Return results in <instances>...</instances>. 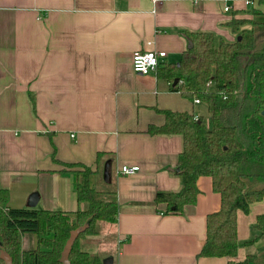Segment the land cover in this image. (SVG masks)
<instances>
[{
    "label": "crops",
    "instance_id": "1",
    "mask_svg": "<svg viewBox=\"0 0 264 264\" xmlns=\"http://www.w3.org/2000/svg\"><path fill=\"white\" fill-rule=\"evenodd\" d=\"M254 10L264 12V0H0V189L8 207L82 209L75 195L82 168L66 166L80 164L93 170V188L105 176L103 190L95 189L112 191L118 202L116 222H101L97 235L80 240L103 264L245 260L258 247L245 242L256 234L264 200L238 211L235 258L199 256L207 216L221 209L211 177L198 179L197 203L180 214L155 201L181 189L183 138L149 127L164 125L165 111L198 115L202 104L157 73H135L132 62L137 51L163 50L160 68L179 64L189 32L234 42L228 23L252 19ZM123 166L139 171L124 175ZM22 246L36 248L37 237L24 234Z\"/></svg>",
    "mask_w": 264,
    "mask_h": 264
},
{
    "label": "trees",
    "instance_id": "2",
    "mask_svg": "<svg viewBox=\"0 0 264 264\" xmlns=\"http://www.w3.org/2000/svg\"><path fill=\"white\" fill-rule=\"evenodd\" d=\"M252 19H233L228 26L238 34L227 42L213 33L189 32L193 42L179 64H168L157 74L177 90L207 108L202 113L165 111V124L150 126V134L180 135L178 192H159L157 203H166L168 213L180 214L195 205L199 178H212L213 190L221 195V209L207 216V238L200 257L235 258L238 253L239 210L248 213L251 204L264 200V12L254 10ZM100 157V155H98ZM76 171V202L84 208L73 212L8 207L7 190L0 189V253L13 264H62V251L71 232L88 227L76 239L71 264H103L101 258L83 251L80 240L97 235L101 222L113 224L118 214L116 194L91 185L93 170L80 164ZM67 172V171H63ZM256 234L245 242L253 247L243 261L229 264H264V214L253 227ZM33 234L37 246L25 250L22 236ZM0 264H4L0 258Z\"/></svg>",
    "mask_w": 264,
    "mask_h": 264
},
{
    "label": "built area",
    "instance_id": "3",
    "mask_svg": "<svg viewBox=\"0 0 264 264\" xmlns=\"http://www.w3.org/2000/svg\"><path fill=\"white\" fill-rule=\"evenodd\" d=\"M155 5H158L162 0H152ZM202 0H193V3H198ZM251 0H247V4H250ZM230 7L225 8V11H229ZM167 52L163 50H145L137 51L133 55V71L140 75H149L157 73L160 67L165 63ZM195 104H201L199 99L195 100ZM139 171L138 166H123L121 173L124 175H132Z\"/></svg>",
    "mask_w": 264,
    "mask_h": 264
},
{
    "label": "water",
    "instance_id": "4",
    "mask_svg": "<svg viewBox=\"0 0 264 264\" xmlns=\"http://www.w3.org/2000/svg\"><path fill=\"white\" fill-rule=\"evenodd\" d=\"M184 37L188 41V49L189 50L192 49L193 42H192L191 38L188 37L186 34L184 35ZM177 81L178 80L175 81V84L177 83ZM176 171L179 172L180 168H177ZM32 206H35V203ZM87 227H88V225H85L82 228L74 230V231L71 232V236L68 239V241H67V243H66V245L64 247V250L62 251V254H61L60 261H61L62 264H71V261H70L69 257H70V253H71L72 247H73L76 239L80 235V233L83 232ZM0 258L3 260L4 264H13L12 257L9 254H6L4 251H1ZM104 264H106V263L104 262Z\"/></svg>",
    "mask_w": 264,
    "mask_h": 264
},
{
    "label": "rangeland",
    "instance_id": "5",
    "mask_svg": "<svg viewBox=\"0 0 264 264\" xmlns=\"http://www.w3.org/2000/svg\"><path fill=\"white\" fill-rule=\"evenodd\" d=\"M197 109H200V111H201V113L204 115V118L206 119V121H208V116H209V114H208V112H207V108L204 106V105H198V107H197ZM104 178V180H105V176H103ZM101 180H100V185H99V187H96L95 186V188H102V190H103V185H104V182H103V179L102 178H100ZM98 186V185H97ZM82 207L84 208L85 206L84 205H82ZM98 229H99V226H98Z\"/></svg>",
    "mask_w": 264,
    "mask_h": 264
}]
</instances>
